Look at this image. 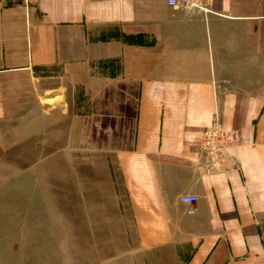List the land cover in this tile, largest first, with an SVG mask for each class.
<instances>
[{"label":"crops","instance_id":"1","mask_svg":"<svg viewBox=\"0 0 264 264\" xmlns=\"http://www.w3.org/2000/svg\"><path fill=\"white\" fill-rule=\"evenodd\" d=\"M208 9L0 0V157L5 140L62 115L75 86L133 85L132 142L113 151V190L152 264H255L264 254V0ZM215 114L234 139L204 149ZM187 193L197 200L183 202Z\"/></svg>","mask_w":264,"mask_h":264},{"label":"rangeland","instance_id":"2","mask_svg":"<svg viewBox=\"0 0 264 264\" xmlns=\"http://www.w3.org/2000/svg\"><path fill=\"white\" fill-rule=\"evenodd\" d=\"M87 87L68 91L62 115L41 118L40 132L5 140L0 264H152L113 190V151L132 142L134 86Z\"/></svg>","mask_w":264,"mask_h":264},{"label":"built area","instance_id":"3","mask_svg":"<svg viewBox=\"0 0 264 264\" xmlns=\"http://www.w3.org/2000/svg\"><path fill=\"white\" fill-rule=\"evenodd\" d=\"M209 2L210 0H166L167 5L171 7L182 5L196 8L203 12L209 11ZM233 139V132L231 130L223 128L218 121L217 115L215 114L213 117V121L203 131L201 145L204 149L209 150L225 148L233 141ZM181 200L183 202L193 203L197 200V196L195 194L187 193L181 196ZM189 211H192V209H190ZM255 264H264V254L257 260Z\"/></svg>","mask_w":264,"mask_h":264}]
</instances>
